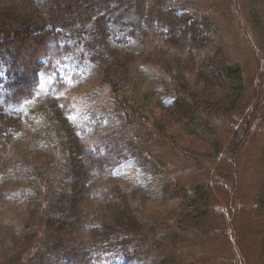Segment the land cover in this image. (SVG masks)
Returning <instances> with one entry per match:
<instances>
[{
  "label": "trees",
  "instance_id": "trees-1",
  "mask_svg": "<svg viewBox=\"0 0 264 264\" xmlns=\"http://www.w3.org/2000/svg\"><path fill=\"white\" fill-rule=\"evenodd\" d=\"M179 4L0 0V264H149L163 204L115 177L156 184L154 131L218 149L211 113L242 109L246 88L211 23ZM136 76L153 87L145 103Z\"/></svg>",
  "mask_w": 264,
  "mask_h": 264
},
{
  "label": "rangeland",
  "instance_id": "rangeland-1",
  "mask_svg": "<svg viewBox=\"0 0 264 264\" xmlns=\"http://www.w3.org/2000/svg\"><path fill=\"white\" fill-rule=\"evenodd\" d=\"M261 1L180 0L179 9L202 13L217 32V42L223 51L242 66L245 95L242 109L237 112L211 113L212 125L221 143L218 149L173 140L169 134L159 136L154 131L146 136L143 146L157 167L156 184L145 183V177L138 176L140 172L132 168L115 177L163 204L153 214L157 232L139 252V262L155 264L165 257H173L184 264H264ZM47 82L44 76L41 95H48ZM135 83V95L138 98L141 94L145 103L146 92L153 87L140 76H136ZM88 86L82 85L81 90ZM235 135L241 144L232 152ZM23 138L20 136L18 140L20 149L25 147ZM197 186L206 188V198L200 197ZM31 262L26 259L21 264Z\"/></svg>",
  "mask_w": 264,
  "mask_h": 264
}]
</instances>
